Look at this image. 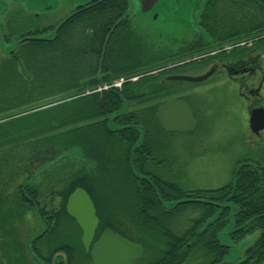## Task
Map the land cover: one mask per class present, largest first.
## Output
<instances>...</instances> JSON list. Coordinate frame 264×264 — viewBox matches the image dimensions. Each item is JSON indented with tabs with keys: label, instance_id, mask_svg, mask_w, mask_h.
<instances>
[{
	"label": "flooded vegetation",
	"instance_id": "af4514ba",
	"mask_svg": "<svg viewBox=\"0 0 264 264\" xmlns=\"http://www.w3.org/2000/svg\"><path fill=\"white\" fill-rule=\"evenodd\" d=\"M16 1L21 5H23L21 2L30 5L26 8L29 13L32 12L31 8L34 6L50 3L52 0ZM53 1L59 5L69 2L74 4H68L72 6L60 21L51 22L43 28L47 29L45 31L48 35L53 33L55 27L65 17L79 10L76 15L63 24L64 32L59 35L60 30H58L55 38L63 39L64 45L60 49H79L77 59L80 70L100 68L106 38L114 24L126 13L110 35L102 69L105 63L107 68L117 72L119 69L128 71L144 69L151 64L152 49L160 50L163 53H161L160 62L165 64L159 68L165 72L161 75L162 81H166L169 84L168 87H171L170 84L173 85L176 90L164 102L172 98L185 100L190 105L195 118L199 120L187 97L194 91L189 95L181 92L182 84H186L187 88V83L195 84L197 82L187 79H168V76L189 74L185 72L186 69L199 64V49H210L208 53L211 59L210 67L216 66L213 74L219 73L220 81L224 80L231 84L233 89H237L250 100L253 107L261 106L260 102L264 101V0ZM0 2L2 7L6 6L2 15L6 27L5 31L2 29L5 42H12L13 45L19 39L32 34V32L25 33L17 40H13L15 18L21 17L22 20H25L22 23L28 30H38L35 25L36 20L39 19L35 17L26 19L27 13H22V9L20 13L9 14L10 0H6L7 4L5 0H0ZM249 8H252V11H249ZM34 13L40 14L36 11ZM49 16L46 17L49 18ZM254 20H256L255 30L249 32L247 23ZM89 29L92 31V35L87 32ZM206 37L210 43L207 46H200V39ZM248 37H252V39L248 41ZM26 41L28 40L22 41L15 49H20V46ZM70 54L71 52H69ZM70 65H72L71 62L68 63V68ZM103 77L104 75H99L98 72V89L90 92H103L104 89H108L103 88L107 82ZM123 77L121 86L127 80L136 81L139 79V76L127 77L124 75ZM110 85L109 88H115V90L122 88L114 85V81ZM34 110L28 109L17 115L1 114L3 117H0V123L18 115L22 116L24 113L30 114ZM115 124L118 123L115 121ZM25 150L31 151L32 156H25ZM78 160L81 162L77 163L78 170H80L83 167V160ZM242 163L250 162L243 161ZM38 164L34 144L25 149L23 142H0V264L6 263L10 249L11 255L27 260V264H66V262L72 264L78 258V249H80L85 256L89 257L91 264H95L91 254L92 247L102 233L109 228L143 245L142 255L132 260L131 264H264V255H255L251 249L258 238L251 245L242 249H238L236 244L248 234L245 237H239L236 232H230L228 237L232 244L225 243L220 239L219 234L230 220L218 232L216 239L219 244H216L215 239L210 237L211 234L206 225L191 223L189 227L184 228L178 223H167L165 220L172 218L171 216L175 215L177 211L167 210L163 203L153 207L149 201L144 207L147 210V217L142 219L141 223L147 234L160 233L163 237L133 239L118 232L111 225L104 227L96 237L99 222L95 236L87 250L83 241V229L67 207L69 196L79 187L72 190V167L67 166L57 172L56 168H53L45 173V171H39ZM150 164L151 161L146 163V167L148 171L152 172ZM91 198L93 199L92 196ZM229 201L225 200L224 203L228 204ZM96 210L98 215L97 206ZM186 212H183L180 217ZM133 214H135L134 206L131 211L130 221L132 222ZM139 214H141L140 211ZM30 215L31 222H27L26 226L22 228L23 219L29 218ZM63 217L70 219L78 226L80 238L77 244L65 243L58 244L52 249L45 248L41 242L59 225V221ZM192 217L194 216H189V220ZM28 227L31 229L24 232ZM7 229L9 230L8 234L5 233ZM131 229L135 231V227ZM260 230L262 231V229ZM201 234L208 238L200 237ZM234 247L237 249L236 255L230 256Z\"/></svg>",
	"mask_w": 264,
	"mask_h": 264
},
{
	"label": "trees",
	"instance_id": "16d2710c",
	"mask_svg": "<svg viewBox=\"0 0 264 264\" xmlns=\"http://www.w3.org/2000/svg\"><path fill=\"white\" fill-rule=\"evenodd\" d=\"M59 30L60 35L64 32V26ZM208 40L200 39V42L208 44ZM53 42H56V38L50 41L32 39L25 43L39 45ZM78 51L79 49H16L7 53V58L0 62V117L4 113L17 115L28 109L35 110L7 120L22 121L7 128L4 137L0 135V142L34 144L36 152L43 156L39 141L47 139L51 133H59L56 135L57 140L63 144L55 148L58 153L55 158L59 160L66 153L76 150V154H70L59 162L68 161V164L74 165L81 163L78 159L83 160L82 169L72 171V190L83 186L93 197L100 217L96 237L109 225L133 239L162 236L153 232L147 234L141 223L147 217V210L144 208L147 201L155 207L164 204L162 200L167 203L166 200L203 198L209 202L181 203L178 207L200 205V213L191 218V223L206 225L216 244H219L216 239L218 232L234 213L235 226L231 233L236 232L239 237H245L257 228L262 229L251 249L255 255H264V165L261 162L237 164L233 179L212 189H182L160 173L147 170L146 163L165 160L156 155L154 130L167 132L158 121L157 111L163 98L172 96L174 87L171 84L168 87L169 84L162 81L160 76L163 72L159 76L150 73L160 65H165L160 62L163 53L152 49L151 64L144 69H119L117 72L107 68L105 63L100 72L97 67L80 70ZM69 62L72 65L68 68ZM98 72L99 75H104V81L123 75L139 76V79L127 80L118 90L110 87L103 92H86L98 87ZM123 96L128 102V111L114 118L113 124L116 121L117 126L141 124L145 127V141L135 150L134 166L141 176L150 178L155 183L160 197L152 182L136 176L131 166V150L141 138V129L130 126L116 131L109 126V119L123 108ZM50 109H54L53 113L46 115ZM40 113L44 115L38 120L37 114ZM57 160L51 164H55L53 168L59 166ZM47 171L49 170L45 173ZM98 178L100 187L94 185ZM107 196L112 198L111 203H104ZM118 198L129 202V208H121ZM225 200L230 201L225 204ZM133 206L137 214L136 224L130 221ZM132 227H135V231ZM200 237L207 236L201 234Z\"/></svg>",
	"mask_w": 264,
	"mask_h": 264
},
{
	"label": "rangeland",
	"instance_id": "374dc122",
	"mask_svg": "<svg viewBox=\"0 0 264 264\" xmlns=\"http://www.w3.org/2000/svg\"><path fill=\"white\" fill-rule=\"evenodd\" d=\"M11 8L8 12L9 14L27 13V18L36 20V27L38 30L31 29L28 30L26 26L22 23L25 20H22L21 17L14 19L13 24V40H17L22 34L31 33V35L47 36L46 31H39V29L45 28L49 23H56L60 21L68 12L69 8L74 4L69 2L67 4H57L55 1H50V3H44L42 5H36L31 8L32 12L28 13L27 7L30 5L21 2V5L16 0H10ZM0 2V6H1ZM26 5V6H25ZM2 8V6H1ZM0 8V10H1ZM39 12L40 14H35L34 12ZM249 11H252V8H249ZM3 13L0 14V28L5 31L6 27L4 24ZM50 15L49 18L46 17ZM3 20V21H2ZM2 21V24H1ZM256 20L248 22V31H254ZM2 30V33H3ZM28 30L27 32H24ZM87 32L92 31L89 29ZM63 33V32H62ZM256 34V32H253ZM4 36V33H3ZM207 39V37L205 38ZM252 37H248L247 40H251ZM58 41V42H57ZM78 43V41H77ZM200 43H203L202 45ZM200 46H207V42H199ZM14 45V44H13ZM12 42H5L4 47H2L1 37H0V62L4 61L12 46ZM63 39L57 40L56 42L41 43L39 45L32 44L31 46L28 43H24L20 46V51L24 49H60L63 47ZM81 45V44H79ZM7 48V49H6ZM75 48V47H74ZM200 50V49H199ZM210 49H202L199 51V64L195 65L190 69H186V73L192 75H199L207 71L211 65V59L209 58ZM210 64L208 65V63ZM153 70L150 72L153 75H161L164 70L159 69ZM165 73V72H163ZM89 76V75H88ZM124 76V75H123ZM120 76L111 81H107L105 85H110L112 81H120L124 77ZM161 77V76H160ZM220 74H212L209 78L198 81L197 83H187L182 84L183 90L182 93H194L187 96L189 103L194 107L197 112L198 117V128L191 132L189 131H167L162 132L158 129H155L154 132L156 136L154 137L156 155L164 158L163 162H151L150 167L153 171L160 173L163 177L177 183L181 186L182 189L194 190V189H209V188H218L230 182L233 179V173L237 164L242 163L243 161H249L256 164L261 162L264 165V129L259 133L255 132L251 125V115L255 107L251 105L250 100L243 94H241L237 89H233L231 84L219 80ZM119 87H122L121 85ZM97 88V87H96ZM95 88V89H96ZM100 88V86H99ZM181 88V87H179ZM185 88V89H184ZM192 88V89H191ZM95 89L87 90L86 92L93 91ZM98 89V88H97ZM176 90H173L175 93ZM263 95H264V86H263ZM167 99V98H166ZM163 98V102L166 100ZM261 106L264 105V101H261ZM57 110V109H55ZM54 109L48 110L47 114L53 113ZM44 113L37 114V118L42 117ZM22 120L16 122H7L2 121L0 123V135L4 137L7 128H10L12 125L21 122ZM161 125V124H160ZM59 133H51L47 139H44L40 142V149L42 150L43 156L38 158V168L39 171H46L53 169L54 165L52 163L57 160L58 153L55 151V148H58L63 144L60 140H57L56 135ZM66 137V135H65ZM156 138V139H155ZM25 149L31 147V144H24ZM25 156L31 157V151L25 150ZM54 158V159H53ZM59 166L55 170L62 169L67 166L72 167V171L79 168L77 164L71 165L68 164V161H61L58 163ZM51 165V166H50ZM97 176V175H96ZM99 178L97 179L94 185H99ZM155 184V183H154ZM157 187V186H156ZM113 196V195H112ZM107 200L104 203H111L112 198L109 196L106 197ZM119 199V198H118ZM105 200V199H104ZM180 199L176 200L179 201ZM176 201L168 200L166 204L173 205ZM121 208L128 209L129 202L120 200ZM188 203V202H186ZM166 204H163L167 210L174 209L177 212L175 215L171 216L172 218L166 219L167 223H178L182 227H189L191 224V218L189 216H197L200 213L201 207L198 204H191L189 206H184L179 209V205L174 208L167 207ZM179 206V207H178ZM116 206H113V208ZM187 211L183 216L180 215ZM161 216V215H160ZM168 217V216H167ZM25 217L22 222V228L26 226L27 222H31V215ZM137 214H133V223L136 224ZM233 228L232 222H229L225 227L221 239L225 243H231L228 232ZM31 227L27 228L28 232ZM261 230L257 229L249 233L244 239L239 241L236 244L238 249H242L251 245L259 236ZM6 234L9 233L7 229ZM15 234V231H13ZM26 234V233H25ZM80 238V230L76 223L67 218H61L59 225L53 229V231L41 242L47 249H52L58 244L71 243L77 244L78 239ZM232 244V243H231ZM232 253L230 256L236 255V248H232ZM11 250V249H10ZM8 253V258L5 264H27V260L15 258ZM78 258L72 264H91L89 257L85 256L84 253L78 249ZM12 256L13 258H11Z\"/></svg>",
	"mask_w": 264,
	"mask_h": 264
},
{
	"label": "water",
	"instance_id": "95a60500",
	"mask_svg": "<svg viewBox=\"0 0 264 264\" xmlns=\"http://www.w3.org/2000/svg\"><path fill=\"white\" fill-rule=\"evenodd\" d=\"M5 8L6 6L1 8L0 14L4 12ZM78 12L79 10L65 17L55 27L53 33H51L50 35H47V36L29 35V36H25L19 39L16 43H14V45L12 46V49L7 51V53H10L16 50L15 48L18 46V44H20L24 40H28V39H33L37 41L53 40L58 30L63 26V24L68 19L76 15ZM125 14L122 15L121 18L114 24V26L112 27L111 31L109 32L106 38L105 47L102 51V56H101V64L99 68L100 72L102 71L104 56L106 52V46L109 41L110 35L112 31L114 30V28L116 27V25L120 22V20L124 18ZM0 37H1L2 47H4V36H3L1 28H0ZM215 70H216V66L213 65L207 71L199 75L173 74V75L168 76V79H187V80L198 82V81H202V80L209 78L215 72ZM123 99L125 100L123 108L117 111L109 119V126L112 130H116V131L123 130L124 128L130 127V126H135L141 129L142 131L141 138L137 141V143L134 145V147L131 150V166L136 176L142 179L146 178L152 182V184L154 185L160 197V193L156 185L154 184V182L150 178L141 176L136 171L135 166H134L135 150L138 147H140L145 141V137H146L145 127L141 124L121 125V126L120 125L117 126L113 124L114 118L128 111V102L126 101V98L124 96H123ZM157 118L161 126L167 131H192L198 125V120L195 118L190 105L185 100L180 99V98H172L162 103L158 108ZM250 120H251L250 125L255 132L259 133L262 129H264V106L255 107L252 111ZM73 153L76 154V150L66 153L56 162L63 160L64 158H66V156L73 154ZM186 202H202L203 203V202H209V200L203 199V198H184V199L174 202L172 206L169 204H166L165 202L164 204H166L167 207L169 208H174L177 205L181 203H186ZM67 207H68V211L70 212V214L73 217H75V219L77 220V222L80 224V226L83 229V241L88 250L95 236L96 229L100 222L99 216L97 215V210H96L94 201L91 198L88 191L85 188L79 186L69 196ZM230 222H232L233 228L228 232V234L234 230V226H235L234 213L230 215ZM223 231L224 230H222L221 233L219 234L220 239H221V235ZM143 249L144 248L141 243L134 242L128 237L123 236L119 233H116L113 229L109 228V229H106L102 233L100 238L95 242V244L92 247L91 254H92L95 264H131L132 260L137 259L138 257L142 255Z\"/></svg>",
	"mask_w": 264,
	"mask_h": 264
},
{
	"label": "built area",
	"instance_id": "2783aa9c",
	"mask_svg": "<svg viewBox=\"0 0 264 264\" xmlns=\"http://www.w3.org/2000/svg\"><path fill=\"white\" fill-rule=\"evenodd\" d=\"M122 81H123V79L121 80V82H120V81H116V82H114V85H118V86H120L121 83H122ZM109 86H111V85H105L104 87H105V88H108Z\"/></svg>",
	"mask_w": 264,
	"mask_h": 264
}]
</instances>
